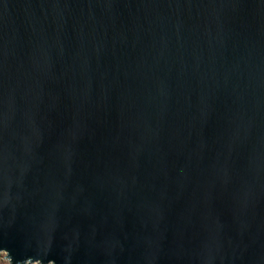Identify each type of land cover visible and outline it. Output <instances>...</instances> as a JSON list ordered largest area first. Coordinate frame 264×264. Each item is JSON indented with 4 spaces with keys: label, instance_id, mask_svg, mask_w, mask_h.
I'll return each instance as SVG.
<instances>
[{
    "label": "water",
    "instance_id": "water-1",
    "mask_svg": "<svg viewBox=\"0 0 264 264\" xmlns=\"http://www.w3.org/2000/svg\"><path fill=\"white\" fill-rule=\"evenodd\" d=\"M9 264H264V0H0Z\"/></svg>",
    "mask_w": 264,
    "mask_h": 264
},
{
    "label": "rangeland",
    "instance_id": "rangeland-1",
    "mask_svg": "<svg viewBox=\"0 0 264 264\" xmlns=\"http://www.w3.org/2000/svg\"><path fill=\"white\" fill-rule=\"evenodd\" d=\"M0 264H9L8 261L5 259V254L0 253Z\"/></svg>",
    "mask_w": 264,
    "mask_h": 264
},
{
    "label": "built area",
    "instance_id": "built-area-1",
    "mask_svg": "<svg viewBox=\"0 0 264 264\" xmlns=\"http://www.w3.org/2000/svg\"><path fill=\"white\" fill-rule=\"evenodd\" d=\"M3 254H5L4 252H3ZM6 259V258H5ZM7 260V259H6Z\"/></svg>",
    "mask_w": 264,
    "mask_h": 264
}]
</instances>
